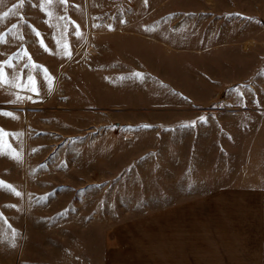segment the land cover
Instances as JSON below:
<instances>
[{
	"label": "rangeland",
	"instance_id": "374dc122",
	"mask_svg": "<svg viewBox=\"0 0 264 264\" xmlns=\"http://www.w3.org/2000/svg\"><path fill=\"white\" fill-rule=\"evenodd\" d=\"M0 130V264H261L264 0H0Z\"/></svg>",
	"mask_w": 264,
	"mask_h": 264
},
{
	"label": "crops",
	"instance_id": "0c3cea01",
	"mask_svg": "<svg viewBox=\"0 0 264 264\" xmlns=\"http://www.w3.org/2000/svg\"><path fill=\"white\" fill-rule=\"evenodd\" d=\"M5 192H6V184H5L4 180L2 179V172H1L0 173V196L1 195H5ZM263 195H264V188H263ZM262 233H263V235H262V240H263L262 243H263V248H264V228H262ZM263 256H264V249H263ZM261 264H264V257L262 258Z\"/></svg>",
	"mask_w": 264,
	"mask_h": 264
},
{
	"label": "snow or ice",
	"instance_id": "6c2138e0",
	"mask_svg": "<svg viewBox=\"0 0 264 264\" xmlns=\"http://www.w3.org/2000/svg\"><path fill=\"white\" fill-rule=\"evenodd\" d=\"M202 120H203V118H201ZM3 135V132H2V130H0V136H2Z\"/></svg>",
	"mask_w": 264,
	"mask_h": 264
}]
</instances>
